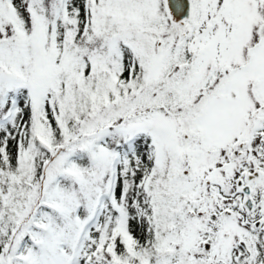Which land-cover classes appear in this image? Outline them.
Instances as JSON below:
<instances>
[{
  "label": "snow or ice",
  "instance_id": "obj_1",
  "mask_svg": "<svg viewBox=\"0 0 264 264\" xmlns=\"http://www.w3.org/2000/svg\"><path fill=\"white\" fill-rule=\"evenodd\" d=\"M0 264H264V0H0Z\"/></svg>",
  "mask_w": 264,
  "mask_h": 264
}]
</instances>
